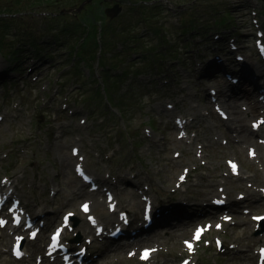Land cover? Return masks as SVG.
I'll use <instances>...</instances> for the list:
<instances>
[{
    "label": "rangeland",
    "instance_id": "rangeland-1",
    "mask_svg": "<svg viewBox=\"0 0 264 264\" xmlns=\"http://www.w3.org/2000/svg\"><path fill=\"white\" fill-rule=\"evenodd\" d=\"M73 1L77 0H57V2L56 0H0V6L9 8L10 12H12L10 14L12 15L10 25L13 24L11 31L13 29L16 30L15 34H13L8 28L7 34L4 35L3 41L0 42V51L4 54V58L0 57V115L3 116L0 122V172L1 176L13 179L15 191L20 197L21 203L27 207V210L32 211L34 214L39 213V211L49 212L48 219L51 224L53 220L58 222L59 216L63 211L68 209L77 211V204L85 196L86 188L80 185L79 180L73 173V165L76 160L75 158L70 159V147L72 145L77 146L85 156V167L102 181V184L112 186V178L108 177L106 180L108 172L112 170V166H108L109 163L118 164L123 160L122 157L131 156L132 152L142 161L152 162L156 157L149 152L164 148V144L161 142L164 136L162 131L164 122L161 118L162 116L155 113L154 106H160L163 109L161 102L167 100V102L174 104L171 114L167 115L168 118L173 119L177 114H183L186 118H193L194 115L190 109L193 98L189 93L199 87L207 88L214 85L217 82L216 79L209 78L217 73L213 71H215V65L219 64L214 59V54L218 50L211 45L212 42H199L190 44L187 50L188 53L180 56V61L176 65L172 64L173 59H175L174 63L178 61L175 56L164 59L161 62L160 73L157 68L142 64L138 70L143 71V73L135 77V84L133 83L132 85L130 83L133 79V74H131V80H126L125 78L112 79L113 77L110 76H107V79H102L99 75L102 68L95 64L98 61L95 60L96 58L92 61L93 65L90 70L79 65L82 69L83 81L78 82L79 78H77L75 70L71 71L69 69L70 64L62 70L56 68L57 65L63 63L57 60L61 61L66 58L65 50L67 49H51L53 55L59 53L55 58L56 66L51 67L46 64L48 58L40 56L38 60H35L36 58L27 53L26 50L20 51L25 46L29 47L26 44L24 45L29 38L26 37V35H29L28 33L32 37H36L37 44H43L46 41L45 34L53 35L58 21L61 20V23L66 21L68 26L72 24L79 27L85 23L91 28L90 22L87 20L94 14H96V18L101 19V23H106L111 28L120 21L129 23L128 30H130V34L125 36V41L133 39L129 37L133 33H142L144 30L142 22L130 23V20H135V17L138 16V12L133 7L136 5L132 3L135 1L140 2L141 0H86L84 5L78 1L75 7L73 6ZM144 1L147 2L149 0ZM101 2H103V5L100 4ZM226 2L229 8H234L230 12L235 25L234 30H237L239 51L246 55L248 63L264 64V62H259L255 55L253 47L255 37L250 42L244 43L247 35L251 31H256V26L252 22L254 17L261 23L264 31V2L262 0H251L250 3L245 0H226ZM156 3L153 6V10H148L145 7L142 10V15L147 16L151 21L154 19V22H157V26L163 28L161 34H163L167 44L175 43V30L170 23H176L178 16L183 19L184 13L189 15L193 5H197L195 11L199 12H206L208 6L212 13L215 14L218 11L217 4H211L208 0H156ZM113 5H122L121 14L114 19L104 14V7L110 8ZM167 7H170L171 10H168ZM207 15L208 13L205 16ZM191 19L192 16H189L187 21ZM98 23L99 21H96L95 24ZM94 30L96 31V27H94ZM84 32H86L85 28ZM224 32H228V30ZM62 35L63 33L56 36ZM16 36H21L22 39L20 38L18 42L16 41ZM147 38L148 40L145 41L147 46L155 44V40ZM198 38V36L195 37V39ZM48 39L50 38L48 37ZM70 40H73V38ZM13 48H18V57L17 59L9 60L10 54L8 51ZM219 48L221 51L218 52L219 57L224 62L220 64L231 68L230 64L234 60V52L228 50L227 44H222ZM90 50L94 54H98L99 47L96 49L91 48ZM151 54L153 53L151 52ZM79 58L77 56L78 61H80ZM129 58L124 54L118 55L116 62L119 67H126V60H129ZM104 59H100L99 63ZM149 67L150 69L146 70ZM8 68H13V71L11 72V69L7 70ZM4 70L7 72L8 81L11 80L12 84L9 82L5 85L2 84L1 77L4 75ZM169 72L177 73L170 74ZM60 77H63V80L61 83H57ZM159 77H166L167 80L160 85L158 90L156 83H159ZM90 81L94 85L89 84ZM113 81L114 84L118 83L121 85H116V89L112 91L111 84H113ZM172 82L176 83L179 91L173 92L170 90ZM75 83L80 88L76 92H74ZM103 83H108L105 88L106 93H108L107 96L112 92L108 99L111 101L112 96L117 97L120 105H125L122 112L125 115L124 119L119 118L118 109L112 107L105 100L104 90L102 89ZM93 86L100 88L98 97L93 96ZM124 91H126V95L129 93V96L120 98V96H124L122 94ZM153 92L154 96L158 94L161 98L149 97L148 101L147 94ZM86 101L89 102V105L86 104ZM136 108L139 115L135 112ZM239 108L240 106L238 105L237 109ZM92 110L94 115H90ZM145 111L147 114L141 115ZM215 118L218 119L216 116ZM240 118L246 123H249L250 119H252L242 115V113ZM80 119H86V122L82 124L79 121ZM206 124L208 123L206 122ZM172 131L176 133L174 128ZM173 132L170 135L175 140H179L176 138V134L173 136ZM209 134V130L204 129L199 137L207 139ZM210 139H213V137H210ZM174 149L176 150L177 148L172 141L169 148H165L164 153H166V150ZM232 150L235 153H240L235 148ZM173 152L170 151L167 155L162 154L159 158L164 160L163 163H166V160L172 156ZM108 153H112L111 157L106 158L105 156ZM110 158H113V161H109ZM182 158L184 165L192 166V163L189 164L187 162L188 158ZM212 163L220 167L223 166L222 159H216V162ZM138 172L140 179L149 176V173L144 169H139ZM161 176L165 179L163 175ZM125 185L123 183V186ZM52 188L56 189L55 194L50 193V190H53ZM115 189L118 190L117 188ZM127 195L125 196L124 194L122 196L120 194V196H117L123 201L120 207L135 213L133 200L129 197L132 195L131 192H128ZM93 211L103 223L111 225L117 221L116 214H110L108 218L104 217L107 214L104 204ZM81 221L85 224L83 220H79L76 227ZM238 223L241 224L238 226L236 224L228 225L223 231L221 236L224 246L232 251L233 249L229 248L230 243L237 241L240 247L247 248V251L242 252L232 260L225 256L222 259V264H253L250 261L252 258L247 252L252 255L253 249L260 243H264V234L250 233L252 227L250 221L240 220ZM239 229H244V232H238ZM91 231L92 228L88 226V233ZM0 234L5 236L4 241H0V264H33V262L35 263L36 255L42 254L44 251L43 244L45 241L44 232L42 231L39 235L43 240L41 250L37 249L38 245H35V251L31 257L16 260L12 257L9 250L11 237L7 235V231L4 229H0ZM73 234L74 231L69 233L70 236H73ZM85 237V234L82 235V243H85ZM178 239L179 237L173 236L167 239L166 243L177 250ZM38 242L39 239L35 241V243ZM95 244L99 247L102 246V242L99 240H96ZM212 251L213 249H210L205 254L207 264L212 263L210 260ZM161 252L159 251L155 257L159 258L162 254ZM166 259L169 260L167 254ZM154 263H156L155 260L148 264ZM40 264H45V262ZM96 264H136V262L133 258L126 257V250L116 254L112 252L105 256L100 251ZM164 264L174 263L168 261Z\"/></svg>",
    "mask_w": 264,
    "mask_h": 264
},
{
    "label": "bare ground",
    "instance_id": "bare-ground-1",
    "mask_svg": "<svg viewBox=\"0 0 264 264\" xmlns=\"http://www.w3.org/2000/svg\"><path fill=\"white\" fill-rule=\"evenodd\" d=\"M92 1V0H91ZM103 1V0H102ZM248 1L247 3H250L251 0H245ZM264 2V0H262ZM57 2V0H56ZM77 2V1H76ZM196 2V1H195ZM103 2H101L100 4H102ZM80 4L84 5L86 4V0H83L80 2ZM79 4V5H80ZM134 7V10H136V12H138V16L135 17V20H130V23H134V22H142L144 25V30L141 33H133V35L129 36L130 38H133L131 40H127L125 41V36L130 34L128 30L129 27V23L125 22H118L115 26H113L112 28L106 24V23H101V20H99V23L96 24V31H97V41H98V47H99V51L98 53H105V54H110L117 46V42H121L123 44L127 43L129 44V55L126 57H130L129 60H126V67L125 66H121L119 67V64L117 62H113L110 61L106 56H102V57H98L97 54H95L96 58L95 60H98L95 64L101 68H108L110 67L112 64H116L117 68H126V69H132V70H137L142 64H148L151 65L157 69L161 68V62L164 61V59L168 58V57H176L178 59V61H176L174 63V60H172V64L176 65V63H178L180 61L179 58H181L180 56H184L188 53V49L190 44L192 43H199L196 42L195 37L199 35L202 26H207L209 28V34L208 36L206 35V33L202 34V37L204 39H209V41L212 42V46H214L216 48V50H218V52H220V46H222V44L226 45L228 39H232L234 38L235 40H233L235 43L238 42V35L236 34L237 30H234V23H233V18L231 15L232 10H234V8H229L228 7V3L223 4L222 6L219 7V12L213 15H209V16H204V17H199V18H192L191 20L187 21V17H182L178 16L177 17V22L176 23H170V25L174 28V42L173 44H167L166 41L164 40L162 30L163 28L160 26H157V22H154V19L151 21L147 16H143V9L145 7L148 8V10H153V6L156 5V0H149V1H144L141 0L140 2L135 1L134 3H132ZM77 5V4H76ZM76 5H73L74 7ZM103 5V4H102ZM38 6V5H37ZM115 6V5H113ZM113 6H111L110 8H112ZM117 6V5H116ZM192 7L196 8L197 5H193ZM104 7V14L108 15L109 18H115L118 17L121 12H122V5H119V11L115 16L111 15V11H109L110 8ZM168 10H171L170 7H167ZM108 10V11H107ZM107 11V12H106ZM3 17V15L6 14H1ZM264 15V13H263ZM21 19L24 20L23 17H21ZM42 19V18H41ZM40 20V19H39ZM244 20V19H242ZM252 22H256L258 24V26L261 27V23L258 21V19L256 17H254L252 19ZM24 24H26L24 22ZM41 24H43V22H41ZM101 24H106L108 25V29L110 30V32H102V29H100V25ZM13 24L8 25V28H10L11 31V27ZM126 26V32L124 35L120 34V26ZM27 26V25H26ZM98 26L100 28H98ZM241 26V25H238ZM7 29H4L5 32H7ZM84 28L86 29V32H84ZM98 28V29H97ZM262 28V27H261ZM66 29H68V31H65ZM150 29V30H148ZM154 29V30H153ZM44 30V29H43ZM42 30V32H43ZM225 30H228V32H224ZM15 29H13V34H15ZM95 31V30H94ZM95 31V33H96ZM53 32V31H52ZM88 32V27L87 25L84 23L83 26L79 27L78 25L74 26L71 24V26H68V24H66V21H63L61 23V20L58 21L57 26L54 29V34L51 36H49L48 34L46 35L45 38V43L43 44H37L36 43V37H32V35L30 33H28L29 35H26V37H29L26 40V43H24V45H28L29 47L25 46L24 48H22L23 50H26L27 53L33 55V57H35V60H38L40 56L46 57L48 58V62L46 63L48 67L51 66H56V60L55 58L59 55V53H57L56 55H53L51 53V49H67L65 50L66 53V58L63 60H57L59 62H63L61 65H57L56 68L58 69L59 67H67L68 64H70L72 70H81V67H79V65H82V67H85L87 69H91L92 65H93V60L94 58L90 61V62H86L83 60L78 61L77 60V56H78V42H80L82 39L84 41H86V33ZM63 33L62 36H56L57 34H61ZM100 33V34H99ZM7 34V33H6ZM95 35V34H94ZM256 36L255 31H251L250 34L247 35V40H244V43H248L250 42L254 37ZM263 36V34H262ZM48 37L50 39H48ZM149 39L155 40V44L151 45V46H147L145 44V41ZM221 40H220V38ZM15 38H17L16 41H20V38L22 39V37L20 36H16ZM71 38H73V40H70ZM39 40V38H38ZM68 40H70V42H68ZM214 40V41H213ZM237 40V41H236ZM35 41V42H34ZM106 41L109 43V45H106ZM49 42V43H47ZM66 42V43H65ZM23 43V42H22ZM65 43V44H63ZM48 44V45H47ZM18 45V44H17ZM16 45V46H17ZM180 45V46H179ZM152 46H154L153 49H149ZM23 47V46H21ZM134 48V49H133ZM149 50H146V49ZM15 48H13L12 50H14ZM21 49V50H22ZM1 50V48H0ZM18 50V48L15 49V51ZM109 52V53H108ZM151 52L153 54H151ZM215 52V53H218ZM234 52V51H233ZM239 54V56L241 55L240 52H237ZM74 54V55H71ZM169 55V56H167ZM105 58V59H104ZM100 59H104L102 62L99 60ZM259 60V62H264V45H263V51L261 52V56H258L257 58ZM42 61V60H41ZM237 60H233L231 62V66H237ZM72 63V64H71ZM75 63V66H74ZM244 65H253V63H244ZM260 66V68H262V64H258ZM150 66V67H151ZM216 66V65H215ZM147 68L146 70L150 69ZM249 70V69H248ZM236 71V69H235ZM250 71V70H249ZM256 71H263L264 73V68H262L261 70H256ZM170 74L174 73L176 74L177 72H169ZM251 78L253 80H258V76L253 75L251 76ZM263 78H264V74H263ZM159 83H156L157 89L159 90L160 85L163 82H166V77H159ZM262 82V81H261ZM223 86L220 90L225 91L226 93H223L222 91H220V93H210L207 99V102L209 103H220V102H226V94H229L232 96V99L234 101H238V100H245L247 102H253L255 103L254 100L250 99L249 97L245 96L242 97L241 96V92L239 91V89H236V87L226 91L224 90V86L229 87V83L227 81L222 82ZM178 89L177 85L175 82L171 83V88L170 90H174L176 91ZM148 95V94H147ZM161 106H163V109L160 108V106H154V111L155 113H157V115H161V116H167L171 114V109L167 103V100H164L163 102H161ZM257 106H259L258 103H255V105L253 106L254 109H252L251 111H257ZM227 108H231V109H235L233 115H237V119L238 121L241 120L240 118V111L237 110V106L235 103L230 104L227 106ZM80 154V153H79ZM221 170L220 166H216L214 168L213 171L215 172H219ZM127 182V181H126ZM218 183L220 184H229V180H227L226 176L224 175V173H221L220 179L218 180ZM92 206L93 207H97L98 203L95 201L96 198L94 196H92ZM172 214V213H171ZM156 217H158V215H156ZM4 236L1 235L0 239L3 238ZM29 241V240H28ZM42 243V239H39L38 243L35 244H39V246Z\"/></svg>",
    "mask_w": 264,
    "mask_h": 264
},
{
    "label": "trees",
    "instance_id": "trees-1",
    "mask_svg": "<svg viewBox=\"0 0 264 264\" xmlns=\"http://www.w3.org/2000/svg\"><path fill=\"white\" fill-rule=\"evenodd\" d=\"M78 1L81 2L83 0H77V2L73 1V4L76 5L78 3ZM0 14H8L7 16L4 15L3 17H0V42H1V41H3L4 35H6V32H5L4 29H7L8 25H10V22H11L10 19L12 17V15H10V14H12V12H10L9 8L7 9L4 6L3 7L0 6ZM99 20H101V19L96 18V14L92 15L91 17H89V19L87 21L90 22L91 28L87 26L88 27V32L86 33V41H84L83 39L80 42L77 41V43H78V56L80 57L79 58L80 60H83V61H86V62H90L95 57V54L90 49L91 48H95L96 49V48H98V45H99L98 41H97V31H96V33L94 31V27H96L95 23H96V21H99ZM100 27L98 26V28L102 29V32H106V31L110 32V30L108 29V25L101 24ZM119 29H120L119 30L120 34L124 35L125 32H126V26L125 25L124 26H120ZM148 30H150V29H148ZM65 31H68V29H66ZM110 33H112V32H110ZM106 45L107 46L109 45V43L107 41H106ZM153 48H154V46H152L149 49L151 50ZM149 49L147 48L146 50H149ZM123 50H125V48ZM10 51H8V53L10 54V58L11 59H15L16 56H17V51H15V49L14 50H10ZM110 68H115L116 69L117 65L116 64H112L110 66ZM122 69L126 70V68H122ZM103 71H104V73H107L108 70L107 69H103ZM125 73H126V71H123L122 74H125ZM139 73H137V74H139Z\"/></svg>",
    "mask_w": 264,
    "mask_h": 264
},
{
    "label": "snow or ice",
    "instance_id": "snow-or-ice-1",
    "mask_svg": "<svg viewBox=\"0 0 264 264\" xmlns=\"http://www.w3.org/2000/svg\"><path fill=\"white\" fill-rule=\"evenodd\" d=\"M254 127H255V126H254ZM75 154H76V152H75V150H74V151H73V155H75ZM234 167H235V166H233V168H234ZM79 171H80V169H79V167H77V172H79ZM181 179H183V177H181ZM84 209H85V210L87 209V205H84ZM69 216H71V213H69ZM64 219H65V221H67V220H68V217H65ZM254 219H256V218H254ZM3 224H4V221L0 220V227H2ZM31 235H32V237H34L36 234H35V233H32ZM58 236H59V230H57V233H56L55 235H53L52 238H51V239H52V242H53V246L55 245V242H56ZM199 237H200V230H197L194 239H199ZM187 246H188V248H189V251H191V249H192L191 244H188ZM262 253H264V250H262ZM14 254H16V253H15V250H14ZM147 256H148V252H144V253L142 254V257H141V258L144 259V258H146ZM185 264H187V261H185Z\"/></svg>",
    "mask_w": 264,
    "mask_h": 264
},
{
    "label": "water",
    "instance_id": "water-1",
    "mask_svg": "<svg viewBox=\"0 0 264 264\" xmlns=\"http://www.w3.org/2000/svg\"><path fill=\"white\" fill-rule=\"evenodd\" d=\"M107 11H108V10H107ZM107 11H106V12H107ZM109 11H111V15H112V16H115V15L118 13L119 8H118V6L115 5V6H113L112 8H110Z\"/></svg>",
    "mask_w": 264,
    "mask_h": 264
}]
</instances>
